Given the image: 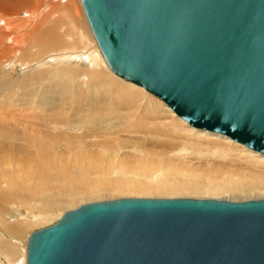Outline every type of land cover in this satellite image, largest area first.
<instances>
[{"label": "water", "instance_id": "95a60500", "mask_svg": "<svg viewBox=\"0 0 264 264\" xmlns=\"http://www.w3.org/2000/svg\"><path fill=\"white\" fill-rule=\"evenodd\" d=\"M111 71L264 155V0H80ZM25 264H264V198L124 197L32 231Z\"/></svg>", "mask_w": 264, "mask_h": 264}, {"label": "bare ground", "instance_id": "6f19581e", "mask_svg": "<svg viewBox=\"0 0 264 264\" xmlns=\"http://www.w3.org/2000/svg\"><path fill=\"white\" fill-rule=\"evenodd\" d=\"M71 7L72 0H0V60L9 55L6 62L3 59L6 64L16 55L23 71L33 69L32 77H48V86L59 93L50 94L52 103L31 102L32 122L41 124L17 121L18 117L4 124L0 119V243H6L0 245V254L4 258L16 261L14 243L27 228L41 225L55 212L60 217L65 209L110 195L264 198L263 154L190 126L159 98L148 95L142 102L146 91L105 70L107 63L85 15L89 41L81 30L74 36L72 16L79 11L74 7L72 12ZM50 51L54 53L49 55ZM12 71L16 73L14 66ZM9 77L1 64L0 86L18 85ZM160 108L170 115L165 121ZM143 121L148 122L142 128ZM127 138L139 140L122 141ZM149 143L163 150H149ZM8 214H14L12 220ZM5 235L11 242L3 241Z\"/></svg>", "mask_w": 264, "mask_h": 264}, {"label": "rangeland", "instance_id": "374dc122", "mask_svg": "<svg viewBox=\"0 0 264 264\" xmlns=\"http://www.w3.org/2000/svg\"><path fill=\"white\" fill-rule=\"evenodd\" d=\"M64 1V0H63ZM64 4H65V2H64ZM63 4V5H64ZM72 6L73 7H71V10L74 8V7H77V11H79V12H77V13H74L73 12V10H72V12H73V16H72V18H73V20H74V22H75V27H76V29H75V34H74V36L77 38V33L78 32H81V34L83 35V36H85V40H86V42H88L89 40H88V34H86V33H90V29H89V26H88V24L86 23L87 21L85 20L86 18H84L85 16V14H84V11L82 10V5H81V2H80V0H72ZM77 14V15H76ZM79 30H81V31H79ZM88 30V31H87ZM83 33H85V35L83 34ZM74 37V40H75V47H77V49H80L81 47V45L77 42V39ZM94 42L95 41H93V45H94ZM96 44V43H95ZM25 47H26V45L24 46V49H25ZM35 50V49H34ZM34 50H33V52H34ZM52 51H50L48 54L50 55V54H53L54 53V51H53V53H51ZM34 53H36V55H37V51L36 52H34ZM34 53H32V54H30V55H34ZM47 53H45L44 54V56L45 55H48ZM37 56H39L40 57V55H37ZM41 56H43V55H41ZM8 57H9V55H8ZM8 57H4V58H2L1 60H0V63L1 64H3V68H4V70L6 69L8 72H9V79L12 77V79H15V81H16V83H18V85H12L10 82H6L5 84L3 83L1 86H0V109L2 110H0V119H1V121H3V123L4 122H13L12 120H14V121H16L15 119L18 117L19 118V120H18V118H17V121H22V119H24L25 121H27L28 120V123H33L32 122V120H34L35 119V117L33 116L34 114H35V110H33V109H31V106H32V103L31 102H40V101H44V102H49V103H52V101H53V99H50V98H52L54 95H58L59 96V93H58V89H52V88H50L49 86H48V77H41L40 79L39 78H36V77H38L36 74V77L34 76V77H32V74L33 73H35L36 71L35 70H33V69H30V70H28V69H26L25 71H23L22 70V66L21 65H19L18 63H17V61H16V58H18V57H16V55L14 56V57H10L9 59V61H7V63L6 64H4V60H5V62H6V60L8 59ZM6 58V59H5ZM25 58V60L27 61V60H30V58H28V57H24ZM4 59V60H3ZM49 60H50V58H48ZM52 62V60L51 61H49V64ZM28 63V62H27ZM0 64V65H1ZM9 64H10V66H9ZM48 64V65H49ZM9 68H7V67ZM12 66H14V68L16 69V73H14L13 71H12ZM82 66L84 67V68H86V69H90L89 67H85L83 64H82ZM47 68L49 69L50 67L49 66H47ZM83 68V69H84ZM105 68H107V69H105ZM105 70L111 75V76H113V77H115L116 75L115 74H113L110 70H109V68L107 67V65H105ZM11 74V75H10ZM14 76V77H13ZM25 77V78H24ZM21 78V79H20ZM39 79V80H36V79ZM116 79H118V80H120V81H124V82H129V81H126V80H124L123 78H120V77H118V76H116L115 77ZM34 79V80H33ZM45 83H47V84H45ZM129 83H131V82H129ZM131 84H133V83H131ZM135 85V84H134ZM135 86H137V85H135ZM138 87H140V86H138ZM44 88V89H43ZM140 88H142V87H140ZM143 90H144V88H142ZM52 90V91H51ZM54 90H56V91H54ZM74 90V89H73ZM144 91H146V90H144ZM45 92V93H44ZM54 92V93H53ZM55 92H57V93H55ZM70 92V91H69ZM72 92H76L75 90L74 91H71L70 93L72 94ZM41 93H44V96H42L41 95ZM69 93V94H70ZM72 94V96H73V98L72 99H74V95L75 94ZM50 94H52L53 96H51ZM146 94L147 95H145V97H143V99H142V102H145V101H143V100H147L148 99V95H151V96H153V97H155L154 95H152L151 93H149V92H147L146 91ZM34 98V99H33ZM157 100H159L157 97H155ZM162 104H164L161 100H159ZM24 103V104H23ZM28 103V104H27ZM27 105V106H26ZM165 105V104H164ZM17 106H19V107H17ZM5 107V108H4ZM23 107V108H22ZM21 108V109H20ZM27 109V110H26ZM38 111V110H37ZM36 111V112H37ZM160 115H161V118L162 119H164L163 121H165V118H168V117H170V115L167 113V112H165L162 108H160ZM29 112V113H28ZM33 114H32V113ZM125 112L126 111H124V114H125ZM159 112V111H158ZM119 113H121L122 115H124L123 114V112H119ZM132 113H133V111H132ZM20 114V115H19ZM23 115V116H22ZM32 115V116H31ZM127 114H125V116H126ZM176 114H174V116H175ZM16 116V117H15ZM177 116V115H176ZM12 117H13V119H12ZM33 117H34V119H33ZM39 117H46V115L44 116V115H42V114H40V116ZM147 117H151V114H147ZM152 117H153V115H152ZM178 117V116H177ZM11 118V119H10ZM127 118V117H126ZM31 119V120H30ZM43 119V118H42ZM128 119V118H127ZM8 120V121H7ZM11 120V121H10ZM29 120H30V122H29ZM132 120V119H131ZM1 121H0V123H1ZM118 121V120H117ZM128 121H130V119H128ZM39 122H40V124H41V122L42 121H34V123L33 124H39ZM131 122V121H130ZM148 121H143V122H141V126H142V128L144 127V125L147 123ZM5 124V123H4ZM155 124H156V129L157 130H159V128H158V126H160L157 122H155ZM186 124V123H185ZM187 125V124H186ZM20 129V128H19ZM163 129H165V128H163ZM21 130V129H20ZM166 130L168 131V133L170 134V132H169V130L170 129H167L166 128ZM167 131H165L166 133H167ZM159 132H160V130H159ZM162 132V131H161ZM167 133V134H168ZM156 134V133H155ZM155 134H153V135H155ZM170 138H171V141H172V137H170L169 136V141H170ZM139 139H134V138H127V139H125V140H122V141H125V142H136V141H138ZM175 141V142H174ZM232 141V140H231ZM173 143H177L176 142V140L175 139H173V141H172ZM234 142V141H233ZM148 144V143H147ZM153 143H149V145H146V148H150L151 150H153L154 151V148H155V150L156 149H161L162 147H157V146H153L152 145ZM151 145H152V148H151ZM117 145H115V146H113V147H111V149L112 148H114V147H116ZM174 146H177V144L175 145L174 144ZM149 149V150H150ZM162 150H163V148H162ZM158 151V150H157ZM126 197H130V196H126ZM236 197H243V196H236ZM121 198H124V197H121ZM153 198H156V197H153ZM158 198H163V197H158ZM189 198H195V197H189ZM197 198V197H196ZM210 198V197H209ZM114 199H118L117 197H113L112 195H110L109 196V198H105V199H102V200H98V201H104V200H114ZM197 199H202V198H197ZM215 199H222V198H215ZM83 203H86V201H84ZM78 206V204L76 205V206H74V208L75 207H77ZM70 210V209H69ZM65 211H67V209H65L63 212H65ZM9 215V214H8ZM7 215V216H8ZM59 212H55L53 215H51L50 217H49V219L48 220H45V222L44 223H42L41 225L39 224V225H35V226H32V227H29V228H27L26 230H25V232H24V234L22 235V236H20L19 238H21V239H19V240H17V241H15V245H14V248H16V254H15V256H16V258H18L19 257V259H16L15 258V260L16 261H14V263L15 264H18V263H20L21 262V259L23 258L24 259V256H25V251H26V246H27V239H28V236H29V234L32 232V231H34V230H37V229H40V228H43V227H46V226H48V225H50V224H52V223H54L58 218H59ZM13 216H14V214H10L9 216H8V219L10 220H12L13 219ZM7 219V220H8ZM6 236V235H5ZM4 237V236H3ZM10 239V237H8V236H6V237H4L3 238V241H8V243L9 242H11V239ZM5 245L6 243H4V242H1L0 243V245ZM4 256H5V254H0V264L2 263H4V264H14V263H12L11 262V260H7L6 258H4ZM22 256V257H21ZM21 258V259H20ZM17 260H18V262H17ZM24 262H25V259H24ZM21 264V263H20Z\"/></svg>", "mask_w": 264, "mask_h": 264}]
</instances>
